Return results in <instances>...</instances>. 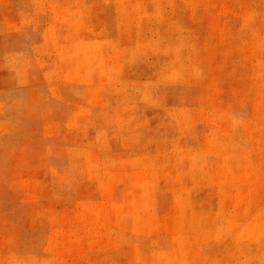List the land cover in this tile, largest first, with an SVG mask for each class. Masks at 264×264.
<instances>
[{
  "label": "rangeland",
  "instance_id": "1",
  "mask_svg": "<svg viewBox=\"0 0 264 264\" xmlns=\"http://www.w3.org/2000/svg\"><path fill=\"white\" fill-rule=\"evenodd\" d=\"M0 264H264V0H0Z\"/></svg>",
  "mask_w": 264,
  "mask_h": 264
}]
</instances>
